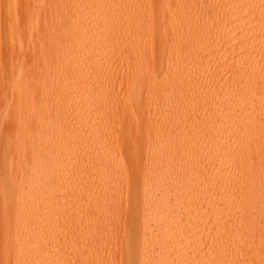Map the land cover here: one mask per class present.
Masks as SVG:
<instances>
[{
  "label": "bare ground",
  "instance_id": "obj_1",
  "mask_svg": "<svg viewBox=\"0 0 264 264\" xmlns=\"http://www.w3.org/2000/svg\"><path fill=\"white\" fill-rule=\"evenodd\" d=\"M0 264H264V0H0Z\"/></svg>",
  "mask_w": 264,
  "mask_h": 264
},
{
  "label": "rangeland",
  "instance_id": "obj_2",
  "mask_svg": "<svg viewBox=\"0 0 264 264\" xmlns=\"http://www.w3.org/2000/svg\"><path fill=\"white\" fill-rule=\"evenodd\" d=\"M20 5H23V2L22 1L20 2Z\"/></svg>",
  "mask_w": 264,
  "mask_h": 264
}]
</instances>
